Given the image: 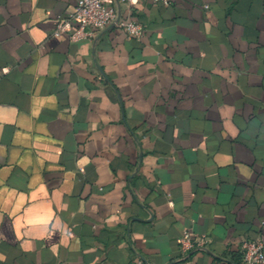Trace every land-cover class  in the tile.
<instances>
[{
    "label": "crops",
    "instance_id": "0c3cea01",
    "mask_svg": "<svg viewBox=\"0 0 264 264\" xmlns=\"http://www.w3.org/2000/svg\"><path fill=\"white\" fill-rule=\"evenodd\" d=\"M0 0V264H242L264 241V0H135L142 37ZM206 249L184 256V229Z\"/></svg>",
    "mask_w": 264,
    "mask_h": 264
},
{
    "label": "built area",
    "instance_id": "2783aa9c",
    "mask_svg": "<svg viewBox=\"0 0 264 264\" xmlns=\"http://www.w3.org/2000/svg\"><path fill=\"white\" fill-rule=\"evenodd\" d=\"M135 0H78L76 8L66 18L58 22L53 35H67L71 41L92 40L97 33L115 27L129 37H142L143 25L134 19L122 17L118 7L131 4ZM155 3L169 5L171 0H153ZM209 240L206 235H199L184 229L179 238V245L184 256H190L198 249H206ZM242 264H264V241L261 238L244 240L240 245ZM139 264H146L139 261Z\"/></svg>",
    "mask_w": 264,
    "mask_h": 264
}]
</instances>
